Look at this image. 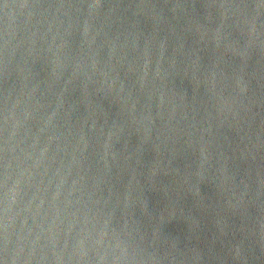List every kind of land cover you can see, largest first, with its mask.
Masks as SVG:
<instances>
[{
    "label": "water",
    "instance_id": "obj_1",
    "mask_svg": "<svg viewBox=\"0 0 264 264\" xmlns=\"http://www.w3.org/2000/svg\"><path fill=\"white\" fill-rule=\"evenodd\" d=\"M0 264H264V0H0Z\"/></svg>",
    "mask_w": 264,
    "mask_h": 264
}]
</instances>
